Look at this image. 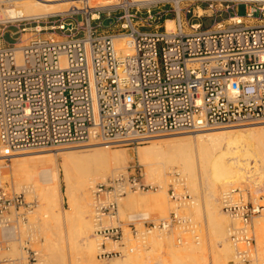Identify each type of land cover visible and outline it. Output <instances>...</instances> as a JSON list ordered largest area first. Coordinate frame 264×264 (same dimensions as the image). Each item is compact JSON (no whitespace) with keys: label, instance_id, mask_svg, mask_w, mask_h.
I'll return each instance as SVG.
<instances>
[{"label":"built area","instance_id":"1","mask_svg":"<svg viewBox=\"0 0 264 264\" xmlns=\"http://www.w3.org/2000/svg\"><path fill=\"white\" fill-rule=\"evenodd\" d=\"M77 1L67 11L30 19L37 23L34 34L46 33L25 43L3 41L0 28V158L64 143L132 145L176 131L264 121V23L252 24L264 19V0H179L178 5L197 4L178 10L173 0L153 5L102 0L92 6L95 0ZM162 1L173 5L174 29H166V19L162 27L147 24L150 28L144 29L137 14L144 11L152 18L151 11L164 5ZM240 3L246 6L245 16L236 13ZM220 11L232 13L210 28L202 29L193 20L190 31L184 29V15L201 19ZM156 13L157 20L166 15ZM102 17H112L113 24L102 27ZM24 21L0 18V25ZM167 179L176 209L193 201L179 170L168 172ZM155 188L144 181L139 164L95 183L91 196L98 258L127 250L105 244L124 236L120 224L104 222L115 217L118 200L127 192ZM33 204L23 191L0 186V264L36 261L35 234L27 218ZM220 204L234 221L228 231L234 258L250 261L255 254L251 222L264 204L249 199L241 186L225 190ZM128 226L141 243L139 236L155 226L190 231L198 238V224L176 210L144 231ZM13 241L19 243V255L8 254Z\"/></svg>","mask_w":264,"mask_h":264},{"label":"bare ground","instance_id":"2","mask_svg":"<svg viewBox=\"0 0 264 264\" xmlns=\"http://www.w3.org/2000/svg\"><path fill=\"white\" fill-rule=\"evenodd\" d=\"M1 1L2 0H0V2ZM101 1L102 0H95L90 2L89 5L92 6L100 3ZM134 1L138 3H150L158 0ZM173 1L178 10L179 0ZM78 4L77 0H25L23 4H21L20 8L11 6L4 8L1 11L3 13L2 15H4L2 18H10L16 21H21L44 18L55 13L67 11L71 6H78ZM165 26L167 30H173L174 20H165ZM25 29L26 28L22 30ZM117 42L119 47H122V41L117 40ZM212 129L213 128L200 129L198 131L202 132L199 134L192 132L195 134L194 137L191 135L193 138H184L183 136V138H179V136L177 139L173 137L159 138L155 141L153 140L150 146L139 147L136 151V157L146 166L147 178L149 180H153V182L155 180L159 184L160 189L151 193L149 192L150 194H128L122 196L118 200V202H120V210L127 207H130L129 209H131V207L138 209L144 205H149V207L153 206L152 208L157 209V207H161V205H166L168 203L166 198V170H179L182 173V176L187 179L186 173H189L192 169V158L190 154L193 150L200 154L206 165H209L206 191L208 192V197L211 199L222 194L225 190L232 187L233 184L235 185V183L242 184L250 182L251 186L255 185L256 187L257 185L258 188L260 186H264V126L258 127L250 125L244 128L240 127L230 130ZM171 138L175 140H172ZM89 145H93L91 147L92 151L90 152V155L94 159H91V163H93L94 167L89 164H82L80 159L76 158V155L71 152H62L59 155L56 151L47 152L40 150L32 156L29 155L30 158H23L24 156H22V159L20 158L16 160L15 157H10L12 160H15L13 162L10 160L12 163L9 164V168L6 166L8 169L0 168V179L12 180L14 185L17 187H15L16 189H21L27 193L33 192L34 196L40 200V203L43 201L45 203L44 208L50 215L48 220H45L46 225L49 224L51 226L54 218L56 219V217H60V212H62V214L64 213L63 217L68 219L73 215L74 210H76L82 227L80 233L81 235H79L82 237L81 240L79 238L80 241L77 243L79 252L78 258L81 264H100L101 262H96L95 255V250H98L99 248L98 243L95 244L94 238L90 237L92 227L94 226L89 222V216L92 213L91 209L93 208L91 196L92 188L95 185L97 178L104 179L108 174H112L111 176L118 174V168L114 167V165L124 162L131 155L129 151L118 153L115 150H110L106 145L103 146L94 142ZM85 153L87 152L85 151ZM58 156H60L59 159ZM44 172H50V175H44V178L49 175V180L45 183L43 181L45 179H41L43 177H39L41 181L40 183L38 176ZM61 173L66 186L64 194L68 199L67 210H62V202L60 203L59 182ZM76 202H78L77 205L75 204ZM189 204L190 202L182 204L178 208L181 206H189ZM210 206L208 214L211 225L210 234L211 237L214 238H211V241H214V244L212 241L213 248L209 247L211 249H207L205 245H203L204 242L203 244L199 242H197V244L187 242L186 246L183 248L169 247L167 255L172 262L183 264L189 261L195 262L201 260L207 263L210 262L209 264H228V260H233V258H230L232 248L228 238L230 225L227 226V220L221 216L222 214L218 201L215 205L211 202ZM104 222L106 224H112V220L108 222V220L104 219ZM255 222H257L261 228H264L262 227L264 226V210H262V214ZM50 226L47 228L50 229ZM176 229L182 231L181 229ZM155 230L162 231V229H158V227L155 226L154 228L148 230V232L144 234L142 233L143 235L139 236V238L144 240L145 237H148L149 234L155 232ZM156 233H152L149 236L152 245H158L160 242L158 241L160 239H157L158 234ZM194 239L196 238L194 237ZM178 240H180V237ZM51 241L52 239L46 237V243H48V246L45 247H50L49 245L51 244ZM108 245H110V243ZM52 246L53 245H51V247ZM106 247L109 248L108 246ZM111 247L112 246H110V248ZM130 247L125 246L124 248L127 249L125 252H128V248ZM15 249L13 250L15 251ZM139 255L140 254L138 253L130 255L125 253L124 258L118 259L117 261L109 264H138V261L141 260ZM48 257L49 256L47 255V259ZM51 259L50 261H53V259ZM57 259L56 263H58ZM64 262L66 263V260ZM235 262H237V260ZM37 264H48V262L46 259L40 258Z\"/></svg>","mask_w":264,"mask_h":264},{"label":"rangeland","instance_id":"3","mask_svg":"<svg viewBox=\"0 0 264 264\" xmlns=\"http://www.w3.org/2000/svg\"><path fill=\"white\" fill-rule=\"evenodd\" d=\"M24 1L25 0H2L0 2V18L4 17V15H2L3 14L1 11L2 9L7 8V7H11V6L20 8L21 4H23ZM162 3H164V5L159 4L161 6L158 9L151 11L152 18L147 17V15L144 14V11L137 14L136 19L141 21L144 24V27H143L144 29L150 28L147 24H153V25L157 24L158 26L162 27L164 24L163 19H173V10H172L173 5L171 6L170 5L171 3H169L168 1H162ZM189 4L191 6H193L197 3H193L191 1H183V2L179 3V6L183 7V6H186ZM145 5H153V3H148ZM157 11H161V13H166V15H163L159 20H157L156 19L158 16L156 13ZM231 13H232V11H230V12L220 11V12L214 14L212 17L203 16L201 19H192L190 17V14H186L183 16V18H184L183 19L184 20L183 26H184V29L186 31H190L189 23L192 22L193 20H195V21L197 20V21L201 22V24H202L201 28L202 29L210 28L211 25L214 23V21L223 20V19L227 18L228 15H230ZM236 13L238 15L245 16L246 6L244 3H240L237 5ZM182 15H183V13H182ZM113 22H114V19L112 17L111 18L102 17V27H104V28L111 26L113 24ZM36 25H37V23L34 20H28V21H24L21 23L13 22L11 24H5V25L2 24V25H0V28L2 29L1 31L3 32L2 39H3V41L9 42V43H12V42L25 43L30 37L34 36L35 34L38 35V34L46 33L44 31V32L34 34L33 30H34V27ZM39 25L44 26L45 24L43 22H40ZM22 28H26V29L21 31ZM11 33H14V34L11 35ZM250 123H236V124H232V125L214 126V127H210V128H213L212 130H216V129L217 130L218 129L219 130L220 129L230 130L233 128L234 129L240 128V127L244 128V127H247L250 125L258 126V127L264 126V121L250 122ZM242 124H244V125H242ZM192 132H195V134H199L202 131L199 132L198 130H193V131H176V132L166 133V134H163L161 136L150 138L147 141L139 143V144H132V145L120 144V145H113V146L106 145L109 147L110 150H115L118 153H122L124 151L130 152L131 156L127 160L114 165V167L118 168L117 170L119 172H124L126 168H130L133 164H139L142 167V170L144 172V181H146L147 183H153L156 185L155 189H149L148 191L129 192V193H126L125 195H128V194H134V195H136V194L140 195L141 194V195H143V194H147V193L150 194L151 192H153L157 189H160L159 184L155 180L153 182V180H149L147 178L146 166L136 157L137 156L136 151L139 147L150 146L151 142L153 140L155 141L159 138L173 137V138L177 139L179 136H180L179 138H183V137L184 138H187V137L190 138L191 135L194 137L195 134ZM193 137H191V138H193ZM173 138H171V139L175 140ZM91 143H93V142H81V143L80 142H72V143H64L61 145H54V146H50V147L35 148V149H31L28 151H24V152L15 154V155L11 156V158L15 157L16 160L20 159V158L22 159V156H24L23 158H26V157L30 158V156L34 155L36 152H38L40 150L41 151H47V152H55L56 151V153L59 155L62 152H64V153H68V152L70 153L71 152L74 155H76V158L80 159L82 164H89L90 166L94 167L93 163H91V159L94 160L93 157H91V155H90V152L92 151L91 147L93 146V145H89ZM103 146H105V145H103ZM85 151L87 153H85ZM19 156H21V157H19ZM190 156L192 158V161H191L192 162V169L190 170L189 173H186V178H187L186 182H187L188 191L193 198V201L190 202L191 205L189 204V206H192V205L193 206L192 207H189L188 205L186 207L181 206L180 208L176 209L175 205H174L173 201L170 199L168 193H167V197H166L168 200V203L166 205H161L162 208L157 207L158 210L156 208H152L153 206L149 207V205L148 206L147 205L141 206L143 208L139 207L138 209L134 208V207L133 208L131 207V209H129L130 207L129 208L127 207V208H122L120 210V207H119L120 202H118V208H117L115 217H113L111 219H107V218H104V219L108 220V222L112 220V225L120 224L123 228L124 236H123L122 240L117 241L115 243H113L112 241H109V240L105 241V244H106V246L109 247V249H114V250L119 249V250L123 251V250H126L124 248L125 246H128V247H130V246L134 247L135 246V249L133 252H131V253L125 252V253L127 255L135 254V253L140 254L139 258L141 260L138 261V264H178V263L172 262L171 259L169 258V256L167 255L169 247L183 248L186 246L187 242L188 243L193 242V244H197V242L203 244V242H204L203 245H205V247L207 249L209 247L213 248V245H212L213 240L211 241V238H213V237H211V234H210L211 225L209 222V214H208L210 207H211L210 206L211 202H213V204L215 205V203H217V201H218L219 206H220V211L222 214L221 216L227 220L226 221L227 226H229L234 221H232L221 210V205H220V195L221 194L217 195V197L215 196L213 199L208 197V194H207L208 192L206 190H207V174L209 171V165L205 164L203 158L195 150L192 151ZM87 157H90V158H87ZM11 158L10 157L7 159L0 158V168L1 169H3V168L5 169L7 167L9 168V164L15 160V159L12 160ZM59 158H60V156H58V159ZM166 171L167 172H166L165 176H166V182H167V174L170 171L169 170H166ZM45 174L50 175V172L49 173L44 172L40 176H38V180L40 183H41V181H40L39 177L40 178L43 177L41 179H45V180H43L45 183L49 180V175H47L48 179H47V177L44 178ZM111 175L112 174H108L104 179L97 178L96 182L95 181L94 182L95 183L104 182L109 177H112ZM62 177H63V175L61 173V178H60V182H59L60 203L62 202L61 203V209L67 210L68 199H67L66 195L64 194L66 186H65V182L62 179ZM0 186L5 187L9 190H13V191H22L21 189H16L17 187L14 185V183L10 179H6V180L0 179ZM232 186H241V187L246 188L249 199H254L258 203L264 204V186H260L258 188L257 185H256V187H255V185L251 186L250 182L242 183V184H238V183L236 184L235 183V185L233 184ZM166 187H167V183H166ZM253 187H255V188H253ZM88 191H89V187H88ZM166 191H167V189H166ZM24 196H25V199L27 201H33V203H34L33 209L31 210V212H29L27 214V218H28V223L31 226V228L35 234V239L32 243V248L38 251V256H37L35 263L37 264L39 262V259L42 258V259H46L48 264H52V262H53V264H70L72 262H73L72 264H81V262L78 258L79 252H78L77 243L81 240V237H82V236H79V235H81L80 233H81L82 227L80 225V220H79V216L77 215V211L74 210L73 215L68 219L63 217L64 213L62 214V212H60V214H59L60 217L59 218L56 217V219L54 218V221L51 223V226L49 224H47L48 225L47 226L45 224V222H46L45 220H48L50 215L47 213L46 209L44 208L45 203L43 201L40 203L39 202L40 200L38 198H36V196H34L33 192H29V193L24 192ZM76 201H78V200H76ZM77 203L78 202H76L75 204L77 205ZM90 208H92V207H90ZM92 209H91L92 213L89 216V218H90L89 222H90V224L93 225V210ZM172 210H176L181 215L190 216L192 218V220L198 224V231L196 232V234H198V239H194V237H193L194 234L191 233L190 231H179L177 229H172L169 231L155 230V232H152L153 234L156 232H157L156 234H158L157 239H160V240H158V241H160L158 245L157 244L152 245V243L150 242L149 236L152 233L149 234L148 237H145L143 243L136 241L134 239V237L131 235V230L128 226L129 224H133L139 231H144L145 226H150L151 223L157 224L162 219L167 218ZM261 214H262V211H261L260 215ZM260 215L254 217L252 219V222H251L252 232H253L254 240H255V244H254L255 254H254L253 258L248 262H239V261L235 262L236 259H234V256H233L234 255V248L231 245L230 240H229V243H230L231 248H232V254H233V255L230 254V258H233V260H231L229 258L230 260H228V264H234V263L235 264H237V263L238 264H264V241H262V240H264V228H261V226L257 222H255L256 219H258L260 217ZM49 226H50V229L47 228ZM262 227H264V226H262ZM93 231H94V228L92 227L90 237L94 238L95 244L99 243L100 240L93 233ZM46 237H49V239H52L51 244L49 245L50 247H48V248L45 247V246H48V243H46ZM95 237H96V239H95ZM179 237H180V240H178ZM0 238H1V234H0ZM79 238H80V240H79ZM108 242L110 243V245H108L109 244ZM113 244H114V246H113ZM213 244H214V241H213ZM51 245H53L52 246L53 248L51 247ZM110 246H112V247L110 248ZM211 248H209V249H211ZM13 249H15V251ZM95 249H96V245H95ZM20 253H21V250H20L19 243L17 241H13L11 243V249L8 252V254L19 255ZM97 253H98V250H95L96 262L97 263L101 262L100 264H109L111 262H115L118 259H122L125 257V253L123 252V254L121 256H112L108 259H100L97 257ZM54 254H55V256H54ZM47 255L49 256L48 259H47ZM51 257H52L53 261H50ZM54 259H55V263H54ZM56 259H57L58 263H56ZM65 260H66V263L64 262ZM209 263L210 262L207 263V262H203V261L199 260V261H195V262L189 261V262H186L183 264H209ZM179 264H181V263H179Z\"/></svg>","mask_w":264,"mask_h":264},{"label":"crops","instance_id":"4","mask_svg":"<svg viewBox=\"0 0 264 264\" xmlns=\"http://www.w3.org/2000/svg\"><path fill=\"white\" fill-rule=\"evenodd\" d=\"M226 19V18H225ZM225 19H223V20H225ZM167 20V19H166ZM260 23H264V19H261V20H259V19H256V20H253L252 21V24L253 25H257V24H260Z\"/></svg>","mask_w":264,"mask_h":264}]
</instances>
